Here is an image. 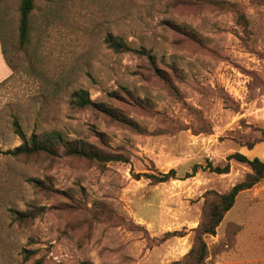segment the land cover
<instances>
[{
	"label": "rangeland",
	"instance_id": "rangeland-1",
	"mask_svg": "<svg viewBox=\"0 0 264 264\" xmlns=\"http://www.w3.org/2000/svg\"><path fill=\"white\" fill-rule=\"evenodd\" d=\"M18 4L0 0L12 69L0 86V151L20 144L16 118L26 135L61 131L123 161L0 155V264H182L212 194L249 173L227 157L264 162V0L37 2L23 48ZM107 34L153 61L112 52ZM77 90L107 112L72 107ZM169 170L177 178L166 183L143 176ZM31 207L44 210L24 222L8 212ZM174 231L184 235L161 241ZM205 241L202 264H264V180Z\"/></svg>",
	"mask_w": 264,
	"mask_h": 264
},
{
	"label": "trees",
	"instance_id": "trees-1",
	"mask_svg": "<svg viewBox=\"0 0 264 264\" xmlns=\"http://www.w3.org/2000/svg\"><path fill=\"white\" fill-rule=\"evenodd\" d=\"M51 0H19L18 4V44L20 47H26L30 44L31 32L33 28L32 13L35 10V4L50 3ZM4 35L1 31L0 22V46L4 60L8 67L11 69L9 61L5 55ZM108 49L114 53L135 54L140 57H146L148 60L153 61L151 54L143 48L135 49L129 46L121 37L107 34L103 40ZM8 79V78H7ZM6 79V80H7ZM5 80V81H6ZM3 81L0 86L5 82ZM69 104L77 109L93 108L103 113L107 110L103 106H98L93 103L89 95L84 90L73 91L69 94ZM103 109V110H101ZM12 133L18 138L20 144L9 150L0 151V155L12 159L18 157H28L32 155H46L54 157L59 150H63L66 156L82 158L89 162L104 165L107 162H122L123 158L120 156H105L97 153L92 149L85 147L81 141H70L66 138L65 134L61 131L50 130L43 133H32L26 135L21 127V124L16 118L11 121ZM255 145V144H254ZM252 147V146H249ZM235 161L239 164L245 165L249 169V173L243 178L242 181L236 183L231 189L222 194L213 193V198L207 202L202 209V218L193 232V241L190 250L185 255L182 264H202L207 255L206 238L214 237L217 229L224 220L226 214L232 209L235 199L241 192L247 191L258 185L264 180V162L257 158L248 159L245 156L234 153L227 157V161ZM209 172L216 175H226L229 173V166L226 164L223 168L212 166L210 163L206 164ZM197 166H194L190 174H187L183 179L190 178L197 172ZM146 179L150 180L152 184L166 183L170 180L177 178L174 170H169L167 173L144 174ZM31 211L19 212L9 209L12 219L16 222H24L28 219H33L43 208L31 207ZM183 232L174 231L163 235L161 241L173 237H182ZM27 253V252H24Z\"/></svg>",
	"mask_w": 264,
	"mask_h": 264
},
{
	"label": "crops",
	"instance_id": "crops-1",
	"mask_svg": "<svg viewBox=\"0 0 264 264\" xmlns=\"http://www.w3.org/2000/svg\"><path fill=\"white\" fill-rule=\"evenodd\" d=\"M11 75L10 68L6 64L4 57L1 52V46H0V84L5 81L7 78H9Z\"/></svg>",
	"mask_w": 264,
	"mask_h": 264
}]
</instances>
